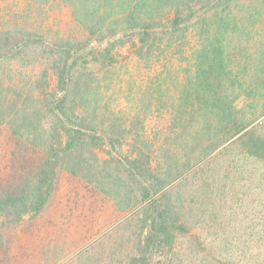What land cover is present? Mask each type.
<instances>
[{"label":"trees","instance_id":"1","mask_svg":"<svg viewBox=\"0 0 264 264\" xmlns=\"http://www.w3.org/2000/svg\"><path fill=\"white\" fill-rule=\"evenodd\" d=\"M24 1L27 9L48 2ZM121 1L123 35L128 39L136 36L139 51L157 44L159 32L181 37L188 21L196 17L202 24L193 64L179 80L186 82L182 109L176 107L169 113L171 122L182 128L192 125L187 127V132L194 128L187 139H198L205 134L202 132L214 130L219 141L204 142L200 161L189 173L191 179L180 172L176 176L179 182L174 183L171 165L164 166L156 156L159 151L168 158L175 155L163 146L164 139L151 149L136 142L127 149L121 132L97 134L96 128L78 112L77 99L68 92L72 57L87 49L91 34L81 41L64 39L63 48L49 49L52 52L48 62L57 81L55 89L42 92L35 105V111L49 118L42 157L32 174L18 181L0 179V223L37 216L50 197L63 159L87 144L105 154L101 163L108 176L113 166L124 169L120 187H131L139 202L136 240L125 264H264V0H164V5L159 0ZM6 15L1 11L0 21ZM244 19L250 24L247 29ZM23 31L13 29L5 20L0 23V60L21 58L27 41L34 40ZM243 35L245 42L252 41L254 46L242 57V64L237 54H242ZM234 38L236 44L232 45ZM106 53L110 55L108 49ZM3 102L0 101L1 124H8L11 116L2 112L9 107ZM19 110L28 114L25 107ZM215 149L214 155H208ZM215 156L219 159L220 177L211 166ZM106 186L107 182L104 192ZM227 197L229 217L220 213V207H214L224 218L219 219L209 205L226 201ZM238 217L248 222L246 227L227 225ZM1 236L0 231V240L5 241Z\"/></svg>","mask_w":264,"mask_h":264},{"label":"rangeland","instance_id":"2","mask_svg":"<svg viewBox=\"0 0 264 264\" xmlns=\"http://www.w3.org/2000/svg\"><path fill=\"white\" fill-rule=\"evenodd\" d=\"M46 1L41 2L42 7L27 9L24 0H0V12L8 13L2 19L13 29L20 28L34 37L33 41H27L21 58L0 60V101L4 100L9 107L2 113L11 116L8 124H1L0 115V179L18 181L32 174L42 157L49 118L35 111V105L42 92L54 91L57 82L48 62L50 47L60 49L64 47V39L81 41L90 34L87 49L72 57L73 76L68 92L77 99L78 112L96 128L97 134L121 132L127 149L133 142L151 149L164 139L163 146L172 149L175 155L168 158L159 151L157 160L164 166L171 165L173 178L181 172L191 179L189 173L200 161L204 142L219 140L213 135L214 130L202 132L205 134L198 139H187L194 128L187 132L192 125L182 128L171 122L169 110L182 109L186 82L179 80L193 64L202 24L196 17L188 21L181 37L159 32L157 44L139 51L136 36L128 39L123 35L121 0ZM159 2L165 4L164 0ZM193 21L197 24L191 25ZM249 25L244 19L245 29ZM114 29L117 31L111 35ZM235 36L238 39V34ZM242 37V54L237 57L243 64L242 57L254 44L245 42V35ZM117 38L120 41L115 42ZM236 39L231 41L232 45ZM236 102L240 105L238 99ZM20 106L28 114L21 113ZM215 151L208 155H214ZM104 156L84 144L63 159L50 197L37 216L26 215L20 221L0 223L1 237L5 239L0 240V264H125L134 248L140 206L131 187L128 190L120 187L124 169L113 166L111 176L104 173L101 163ZM212 162L215 175L220 177L217 156ZM178 178L173 182L178 183ZM209 207L222 219L218 212L228 216L229 197ZM247 224L238 217L227 225L244 228Z\"/></svg>","mask_w":264,"mask_h":264}]
</instances>
